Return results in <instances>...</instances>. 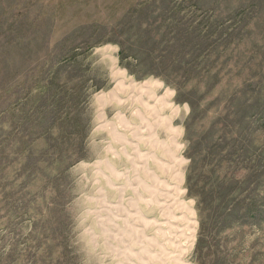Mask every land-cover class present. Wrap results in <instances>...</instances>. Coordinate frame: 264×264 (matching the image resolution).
Here are the masks:
<instances>
[{"label": "rangeland", "instance_id": "rangeland-1", "mask_svg": "<svg viewBox=\"0 0 264 264\" xmlns=\"http://www.w3.org/2000/svg\"><path fill=\"white\" fill-rule=\"evenodd\" d=\"M0 264H264V0H0Z\"/></svg>", "mask_w": 264, "mask_h": 264}, {"label": "bare ground", "instance_id": "bare-ground-1", "mask_svg": "<svg viewBox=\"0 0 264 264\" xmlns=\"http://www.w3.org/2000/svg\"><path fill=\"white\" fill-rule=\"evenodd\" d=\"M122 74H123V77H122V79L120 80V81H118V85L120 84V86H124V84H122V83H124L125 81H124V79H125V77H126V75H125V72H122ZM152 84H154V82L152 83L151 81H143V82H136V81H134L133 79L132 80H130V83H129V85L131 86V93H133V94H137L138 95V99L140 100V102H141V104L143 105V108H144V111H145V108L146 107H149V109H150V111H158L159 112V110H160V108L159 107H170V105H171V103H170V95H169V92L168 91H166L162 96H159L160 98H158V97H156V96H153V95H149L148 93H147V91H149L150 93H151V90L149 89V88H151V85ZM158 84H161L160 82H158ZM130 86H129V88H130ZM156 86V85H155ZM153 87V86H152ZM119 88V87H118ZM114 89V88H113ZM116 90H117V88H116ZM115 90V91H116ZM130 90V89H129ZM128 90V91H129ZM147 90V91H146ZM154 90V89H153ZM152 90V91H153ZM112 93V91L110 90V92H109V94H111ZM108 94V95H109ZM153 94V93H152ZM111 96H113V94H111ZM145 96H147L146 98H145ZM131 96H128V99L130 98ZM113 98H115V96L113 97ZM143 98H145L146 99V101H144V99ZM131 100V99H130ZM141 107V106H140ZM159 108V109H158ZM147 109V108H146ZM166 109V108H165ZM163 110L164 109H162V112H163ZM177 111V109H175L174 110V112L175 113H177L176 112ZM160 113V112H159ZM158 114V113H157ZM164 114V113H163ZM143 115V113L141 114V116ZM145 115V114H144ZM153 115H155L154 113H153ZM150 116V115H149ZM149 116H148V118H149ZM151 117V116H150ZM159 117L160 116H156V118H155V120L156 119H159ZM118 118L119 119H117L119 122H123V119H122V117L120 116V114H119V116H118ZM161 118V117H160ZM164 117H162V119H163ZM151 119V118H150ZM165 120V119H164ZM161 121V120H160ZM152 122V121H151ZM155 122H158L157 120L155 121ZM147 123V122H146ZM161 123V122H160ZM167 123V122H166ZM144 125V124H143ZM146 125V124H145ZM152 125H153V123H152ZM156 125V123L154 124V126ZM159 125V124H158ZM163 126V125H162ZM151 127H153V126H151ZM138 128V127H137ZM145 128V127H144ZM147 128V127H146ZM157 128V127H156ZM143 129V128H142ZM155 129V128H154ZM152 130V129H151ZM151 130H148V131H151ZM139 131H141V130H139ZM146 131V130H145ZM144 131V132H145ZM148 134V133H147Z\"/></svg>", "mask_w": 264, "mask_h": 264}]
</instances>
